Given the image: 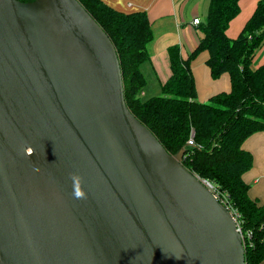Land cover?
I'll return each instance as SVG.
<instances>
[{"label":"water","instance_id":"obj_1","mask_svg":"<svg viewBox=\"0 0 264 264\" xmlns=\"http://www.w3.org/2000/svg\"><path fill=\"white\" fill-rule=\"evenodd\" d=\"M182 154L128 108L79 0H0V264H245Z\"/></svg>","mask_w":264,"mask_h":264},{"label":"trees","instance_id":"obj_2","mask_svg":"<svg viewBox=\"0 0 264 264\" xmlns=\"http://www.w3.org/2000/svg\"><path fill=\"white\" fill-rule=\"evenodd\" d=\"M30 1V0H20ZM115 46L128 108L158 138L169 153L183 148L181 163L206 179L224 198L241 226L245 264L264 259V201L248 195L242 175L252 165L243 141L264 131V61L252 67L256 49L264 43V0H258L235 38L227 35L238 14L239 0H209L205 18L196 25L198 41L183 57L178 44L167 47L170 75L161 94L141 97L145 78L140 65L149 59L153 38L145 11L124 12L103 0H79ZM206 52L212 78L226 74L229 89L199 101L191 60ZM193 143L188 144V139Z\"/></svg>","mask_w":264,"mask_h":264},{"label":"crops","instance_id":"obj_3","mask_svg":"<svg viewBox=\"0 0 264 264\" xmlns=\"http://www.w3.org/2000/svg\"><path fill=\"white\" fill-rule=\"evenodd\" d=\"M109 6L124 12L145 11L152 28L153 38L148 43L149 59L140 65L145 78V85L140 96H153L161 92V84L170 75L167 47L178 44L183 57L190 52L198 41V30L192 24L194 17H202L207 11L209 0H103ZM258 0H239L240 10L230 21L226 30L236 34L252 14ZM201 20V19H200ZM188 25V26H186ZM170 28L176 32V37L167 40L160 36L159 30ZM190 32V33H189ZM193 32V36H192ZM229 36V35H228ZM230 37V36H229ZM258 64L264 61V43ZM256 54V52H255ZM254 54V56H255ZM206 52L199 53L191 60V70L194 77L196 95L199 101H205L210 95L229 89V79L226 74L212 78L205 64ZM242 147L252 155V165L242 178L248 183V195L259 202L264 201V131H256L243 141ZM264 264V259L260 262Z\"/></svg>","mask_w":264,"mask_h":264},{"label":"rangeland","instance_id":"obj_4","mask_svg":"<svg viewBox=\"0 0 264 264\" xmlns=\"http://www.w3.org/2000/svg\"><path fill=\"white\" fill-rule=\"evenodd\" d=\"M205 15H206V12H205V14L201 17L200 16V19L201 20H203L204 18H205ZM186 26H188V25H186ZM241 30V29H240ZM240 30L238 29V31L236 32V34H232L231 32H229V36L231 37V38H235L238 34H239V32H240ZM190 33V32H189ZM159 34H160V36H163V37H165L167 40H172V39H174L175 37H176V32L175 31H173V30H171L170 28H167V29H165L164 31L163 30H159ZM192 36H193V32H192ZM261 50H262V48L261 49H256V54H255V56L253 57V59H252V63H251V66L252 67H254V66H256V64L258 63V61L260 60V58H261V54H262V52H261ZM159 94H161V92L159 91V93H158V95ZM142 97H147V96H142ZM207 100V99H206Z\"/></svg>","mask_w":264,"mask_h":264},{"label":"built area","instance_id":"obj_5","mask_svg":"<svg viewBox=\"0 0 264 264\" xmlns=\"http://www.w3.org/2000/svg\"><path fill=\"white\" fill-rule=\"evenodd\" d=\"M199 21H200V19H199L198 17H194V18L192 19V24H198ZM187 143H188V144H192V143H193L192 139H191V138L188 139ZM212 191H213V193L215 194V196L218 198V200H219L220 202H222L223 204H225V205L228 207V204H227L226 200H225L224 198H221V197L217 194V192L214 191L213 188H212ZM228 208H229V207H228ZM229 209H230V208H229ZM230 211L232 212L231 209H230ZM232 213H233V215H234V217H235V219H236V225H237V228H238V230H239L240 233H241V226H240V223H239V221H238V217H237V215H236L234 212H232ZM241 236H242V233H241ZM242 242H243V245H244V239H243V236H242Z\"/></svg>","mask_w":264,"mask_h":264}]
</instances>
